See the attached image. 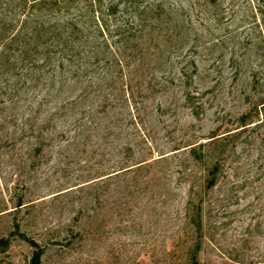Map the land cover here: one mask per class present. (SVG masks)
<instances>
[{"label": "rangeland", "instance_id": "374dc122", "mask_svg": "<svg viewBox=\"0 0 264 264\" xmlns=\"http://www.w3.org/2000/svg\"><path fill=\"white\" fill-rule=\"evenodd\" d=\"M84 2L32 19L77 24L96 54L94 17L112 35L153 28L160 91L113 107L108 84L132 67L122 79L111 54L36 87L0 72V264H29L27 239L41 264H264V0H100L94 17Z\"/></svg>", "mask_w": 264, "mask_h": 264}, {"label": "trees", "instance_id": "16d2710c", "mask_svg": "<svg viewBox=\"0 0 264 264\" xmlns=\"http://www.w3.org/2000/svg\"><path fill=\"white\" fill-rule=\"evenodd\" d=\"M77 0H0V72L11 73L12 71L27 70L25 77L33 82V87H36L42 80V73L54 72V65L58 63L57 68L62 70L63 61L74 63L75 59L82 60L86 58L85 63L92 67L103 61L107 55L108 60H105V65L110 69L118 72V75L125 76L124 70L132 67L130 75L125 84L123 81H114V85L108 84L112 90L113 103L112 106H125L141 104L143 101L150 100L158 93L157 85L152 83L154 80L150 78L149 70L151 66L158 63L156 55L150 51V46H155V41L158 40L154 35L153 28L147 31V26L143 25L133 32L132 25H126V28L117 27L114 34L104 27L98 18H95V4L100 0H85L84 5L87 13L94 17L97 28V35L105 38L101 44L102 50L96 54L95 49L99 48L95 45L85 47L86 53L83 52L82 46H79L80 37L83 36L77 24L73 22L66 23L63 26H48L47 28L37 18L32 19V11L45 9L48 11L58 10L63 7L73 5ZM107 15H115L118 11V5H108L105 8ZM32 20V21H31ZM94 21V20H92ZM30 22L34 26L30 27ZM127 24V23H126ZM80 34V35H79ZM91 32L86 36H91ZM65 36V40H60ZM109 36L119 37L114 42L116 48H113L108 43ZM47 40L45 41L44 39ZM57 38V40H55ZM59 39V40H58ZM86 40L84 41V43ZM49 43V44H48ZM81 55H84L83 58ZM44 57V61L41 58ZM110 59V61H109ZM44 69H47L44 72ZM89 71V70H87ZM33 72L38 75L33 76ZM111 72V71H109ZM88 74V73H87ZM16 75H19L16 73ZM76 75V73L74 74ZM135 77V80H134ZM190 77H187L189 80ZM125 95V96H124ZM111 105L109 99L105 100L102 106V111ZM110 106V107H112ZM51 115L48 122H51ZM194 153V149L191 151ZM217 167H213L210 171V178L206 182V188L210 189L216 182ZM17 228V226H16ZM24 238L22 234H18ZM26 239V238H24ZM27 242L33 248L32 256L29 264H41V259L44 254V248L32 240ZM9 244L7 239L0 240V247H6ZM192 264H198L196 255L191 257Z\"/></svg>", "mask_w": 264, "mask_h": 264}]
</instances>
